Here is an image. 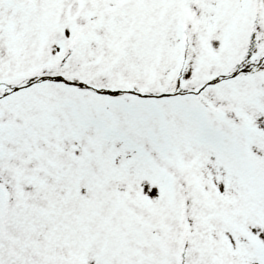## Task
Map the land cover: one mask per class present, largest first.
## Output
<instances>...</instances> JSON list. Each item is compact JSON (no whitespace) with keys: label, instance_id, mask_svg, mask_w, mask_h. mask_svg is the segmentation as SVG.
I'll return each instance as SVG.
<instances>
[{"label":"snow or ice","instance_id":"6c2138e0","mask_svg":"<svg viewBox=\"0 0 264 264\" xmlns=\"http://www.w3.org/2000/svg\"><path fill=\"white\" fill-rule=\"evenodd\" d=\"M0 264H264V0H0Z\"/></svg>","mask_w":264,"mask_h":264}]
</instances>
